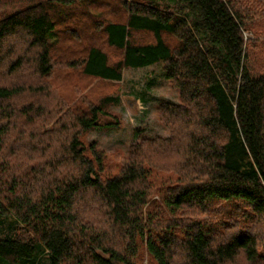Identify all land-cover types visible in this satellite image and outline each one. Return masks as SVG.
Instances as JSON below:
<instances>
[{
  "label": "trees",
  "instance_id": "16d2710c",
  "mask_svg": "<svg viewBox=\"0 0 264 264\" xmlns=\"http://www.w3.org/2000/svg\"><path fill=\"white\" fill-rule=\"evenodd\" d=\"M111 3L43 0L0 14V223L16 227L0 238V264H137L143 253L154 264H264V0H117L91 36L70 27L75 6ZM69 35L73 47L56 50ZM158 62L179 96L158 107L171 136L107 172L80 136L116 100H87L84 86L58 100L50 80L77 70L120 82ZM32 125L25 148L45 159L17 175L4 144Z\"/></svg>",
  "mask_w": 264,
  "mask_h": 264
},
{
  "label": "rangeland",
  "instance_id": "374dc122",
  "mask_svg": "<svg viewBox=\"0 0 264 264\" xmlns=\"http://www.w3.org/2000/svg\"><path fill=\"white\" fill-rule=\"evenodd\" d=\"M43 0H0V14L9 13L17 8L40 2ZM107 1V0H106ZM117 0L109 5L108 10H105L103 4H98L97 7H83V5L75 6L71 13L77 18L72 20L69 25L73 29H85L92 34V23L97 24L104 21V14L111 15L114 20L118 11ZM123 1V0H119ZM166 5L173 7L176 0H165ZM107 7V6H106ZM89 9H91L89 11ZM92 11V12H91ZM119 16L118 18H120ZM116 18L117 20H120ZM78 24V26H75ZM89 36V37H90ZM70 35L61 40V46L56 50L66 51L68 47L72 46L70 42ZM135 41L140 43L151 42L150 37L135 36ZM245 41L251 40L252 36L249 34L244 35ZM97 45L103 50L107 51L111 60H118V53L106 48L101 39L97 40ZM73 47V46H72ZM55 50V51H56ZM54 54L56 55V52ZM256 64V63H255ZM257 65V64H256ZM68 73V74H67ZM50 86L55 90L56 99H75L79 95L74 91L77 87L84 86L86 88L85 98L94 103H100L104 97L115 99L113 104L104 107L107 114L99 115L96 127L84 131L80 140L84 144H95L105 156V168L107 172L116 174L123 160L128 159L131 149L139 147L143 141L153 140H167L171 136L170 129L161 120L158 107L161 103L167 102L172 104H179L178 92L172 87L171 83L166 79L163 72V64L161 62L155 63L143 68H128L122 71V79L120 82H108L90 79L83 77L77 70H68V72H56L50 80ZM82 93V94H84ZM117 120L116 126H110V120ZM39 127V125H38ZM33 128V129H31ZM31 128H23L16 126L10 131V136L5 141V146L8 148L6 151L9 155V162L13 166H20V171L16 174L20 175L21 170L28 169V166L34 165L39 161L45 159L40 157L42 153L28 151L25 147L30 139V133L37 128V125H32ZM35 131V130H34ZM33 131V132H34ZM49 128L43 129V132H48ZM32 132V133H33ZM36 132V131H35ZM34 132V133H35ZM20 149L21 147H23ZM12 152V153H10ZM159 158V157H156ZM159 167L168 168L166 160L155 159ZM168 161V160H167ZM24 165V167H23ZM11 166V167H13ZM22 166V167H21ZM155 176L158 179H165L168 176V170L155 171ZM155 201H159V196L153 197ZM1 213V211H0ZM84 219L87 217L94 221L95 215H83ZM82 216V217H83ZM3 216L0 217V220ZM7 218H3L0 223V238H6L11 235L15 230V224L10 223ZM94 225H98L95 222ZM7 227V229H6ZM42 264H47L46 257H42ZM137 264H154L150 262L145 253L141 254Z\"/></svg>",
  "mask_w": 264,
  "mask_h": 264
}]
</instances>
